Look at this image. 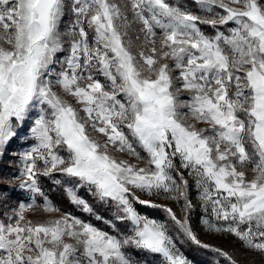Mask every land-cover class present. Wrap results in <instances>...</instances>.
<instances>
[{
    "label": "snow or ice",
    "instance_id": "6c2138e0",
    "mask_svg": "<svg viewBox=\"0 0 264 264\" xmlns=\"http://www.w3.org/2000/svg\"><path fill=\"white\" fill-rule=\"evenodd\" d=\"M5 156L0 264H264V0H0Z\"/></svg>",
    "mask_w": 264,
    "mask_h": 264
},
{
    "label": "rangeland",
    "instance_id": "374dc122",
    "mask_svg": "<svg viewBox=\"0 0 264 264\" xmlns=\"http://www.w3.org/2000/svg\"><path fill=\"white\" fill-rule=\"evenodd\" d=\"M206 30L207 31H211L210 29H206ZM12 147L13 148H18L19 144L18 143H14L12 145ZM8 164H9L8 156H5L4 160L2 162H0V176L7 175L11 171V169L8 166ZM185 175H187V174H185ZM0 189L8 190V185L0 183ZM83 194H84L83 196H85V198L88 197V198L91 199V197L87 196L86 193H83ZM81 195H82V193H81ZM190 195H191V198H192L193 202L198 205L199 201L196 199V193H195L194 189L192 190ZM16 196H17V193L13 192V194H12L13 199H15ZM95 204H98V203H95ZM176 210L179 211L178 208ZM200 214L201 213H200L199 207H197L196 211L192 213V222L197 227H199V215ZM200 239L202 241L215 244V245H217V246H219L221 248H225V249H230L231 246H232L231 238L221 239L219 237H212V236L204 234L203 232H200ZM209 255L206 254L207 260L211 259V261H212L214 259V255L212 253H209ZM210 262H206V264H210ZM195 264H202V263L195 262ZM203 264H205V263H203Z\"/></svg>",
    "mask_w": 264,
    "mask_h": 264
},
{
    "label": "trees",
    "instance_id": "16d2710c",
    "mask_svg": "<svg viewBox=\"0 0 264 264\" xmlns=\"http://www.w3.org/2000/svg\"><path fill=\"white\" fill-rule=\"evenodd\" d=\"M82 195H84V194L82 193ZM53 199L65 211H72L73 210L72 206L68 203V201L61 199L60 196L54 195ZM86 199H89V201L91 202L90 198L86 197ZM94 207L96 208V211L99 212L100 214H102L104 216L109 215V213L107 212L106 208L103 207L102 205L94 203ZM77 214L81 215V213H79V212H77ZM153 215L157 216L160 219L164 218V214L162 212L153 211ZM182 250L187 254V256L190 259H192L195 262H199V263H202V264L205 263L206 264V262H210L211 261V259L207 260L206 254L209 255V252H207L206 250L196 248L195 246H192V245L184 246L182 248Z\"/></svg>",
    "mask_w": 264,
    "mask_h": 264
}]
</instances>
